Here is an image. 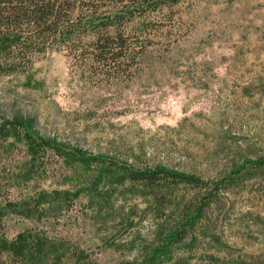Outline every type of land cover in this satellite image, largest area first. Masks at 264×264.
<instances>
[{"label":"rangeland","instance_id":"1","mask_svg":"<svg viewBox=\"0 0 264 264\" xmlns=\"http://www.w3.org/2000/svg\"><path fill=\"white\" fill-rule=\"evenodd\" d=\"M169 13L182 34L131 79L80 70L64 50L0 75V262L24 246L32 264H264V0ZM158 163L204 191L228 185L203 201L191 184L128 176Z\"/></svg>","mask_w":264,"mask_h":264},{"label":"trees","instance_id":"2","mask_svg":"<svg viewBox=\"0 0 264 264\" xmlns=\"http://www.w3.org/2000/svg\"><path fill=\"white\" fill-rule=\"evenodd\" d=\"M180 1L0 0V75L26 69L46 52L64 50L80 70L109 81L131 79L133 72L140 73L149 64L151 47L161 50L166 40L182 34L169 13ZM46 137L50 146L63 148L64 142ZM128 176L151 187L185 182L198 189L203 201L215 200V190L228 185L224 178L204 191L208 180L163 163L130 167ZM202 203L199 216L206 202ZM179 236L180 232L171 237L169 245H158V254L169 252ZM30 259L22 246L8 252L0 264H32Z\"/></svg>","mask_w":264,"mask_h":264}]
</instances>
